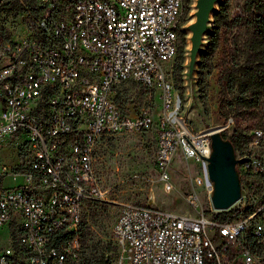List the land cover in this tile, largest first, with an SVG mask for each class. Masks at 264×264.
<instances>
[{
  "label": "built area",
  "instance_id": "built-area-1",
  "mask_svg": "<svg viewBox=\"0 0 264 264\" xmlns=\"http://www.w3.org/2000/svg\"><path fill=\"white\" fill-rule=\"evenodd\" d=\"M185 4L0 0V148L13 141L19 156L14 164L0 158V264L77 263L84 210L107 199L94 166L98 140L156 121L159 178L171 190L170 164L180 157L196 213L123 203L111 230L117 264H264V124L242 129L234 148L239 198L214 208L210 132L181 120L172 76ZM131 83L157 89V120L150 107L129 111L117 101ZM219 127L231 135L235 118ZM11 176L22 182L5 186ZM230 210L228 220L215 217Z\"/></svg>",
  "mask_w": 264,
  "mask_h": 264
},
{
  "label": "rangeland",
  "instance_id": "rangeland-1",
  "mask_svg": "<svg viewBox=\"0 0 264 264\" xmlns=\"http://www.w3.org/2000/svg\"><path fill=\"white\" fill-rule=\"evenodd\" d=\"M242 4L241 0H229L230 15H234ZM184 10L186 11V4ZM185 17L186 14L184 13ZM246 31L242 26L224 25L220 30L219 44L215 52L207 58L202 71V85L199 101L203 109V119L196 110L184 115L187 99H183L179 116H185L188 126L194 131L201 127L220 124L224 117L219 112L221 97L220 74L230 59L235 42H242ZM131 85L125 91L124 103L128 110L150 107L156 115L160 113V98L157 89L152 93H142ZM236 125L246 131L254 125L264 123V97L256 109L243 110L233 115ZM159 122L147 131L139 133L123 132L102 136L96 146L94 166L101 185L106 190L107 199L89 203L84 210L78 231L77 261L86 257H109L110 264H117L119 251L109 249L112 244L111 230L123 203L151 204L178 213H196L187 200L193 186L188 167L180 157L170 164L173 188L166 190L159 178L160 170L156 161L157 130ZM216 126H212L214 128ZM10 142V141H9ZM0 158L10 164L19 161L17 146L13 141L0 148ZM22 182V177H9L5 186L12 187ZM201 203H205L203 186H198Z\"/></svg>",
  "mask_w": 264,
  "mask_h": 264
},
{
  "label": "trees",
  "instance_id": "trees-1",
  "mask_svg": "<svg viewBox=\"0 0 264 264\" xmlns=\"http://www.w3.org/2000/svg\"><path fill=\"white\" fill-rule=\"evenodd\" d=\"M242 4L234 15L229 13V0H224L219 10L214 15L213 30L208 35V44L201 54V61L197 72V85L199 91L202 85V71L206 66V60L218 47L220 30L226 25L242 26L246 31L242 42H235L230 59L220 74V100L219 112L222 117L240 115L243 110L256 109L264 97V0H241ZM190 0H186V11H189ZM13 7H8V10ZM185 31L181 32V44L178 54L173 64L172 76L176 88L179 89L182 100L184 99L185 88L183 86V62L185 60L186 38ZM131 86L138 88L142 93H148L147 89L135 83ZM127 86L122 85L116 93V99L124 103ZM153 92V91H152ZM151 92V93H152ZM234 117V116H233ZM264 124V123H260ZM224 138L231 140L235 149L240 145L243 132L236 125L231 135L222 132ZM96 202V201H94ZM92 203V202H90ZM89 204V203H88ZM233 210L220 211L215 213V217L220 220H228L232 217ZM71 238L74 231L67 233ZM109 249H115L116 245L112 240ZM75 264H110L109 257L104 254L94 257H86Z\"/></svg>",
  "mask_w": 264,
  "mask_h": 264
},
{
  "label": "water",
  "instance_id": "water-1",
  "mask_svg": "<svg viewBox=\"0 0 264 264\" xmlns=\"http://www.w3.org/2000/svg\"><path fill=\"white\" fill-rule=\"evenodd\" d=\"M224 0H190L189 11L182 24L185 31L186 46L183 62L184 98L187 99L184 115L194 109L200 120L203 119V109L199 101V87L197 72L201 61V54L208 44V35L213 30L214 15ZM185 121V116H181ZM212 126H216L212 128ZM202 131H209L212 151L207 157V170L213 183L211 202L214 208L227 209L240 196V180L236 170L237 159L234 146L230 139L224 138L219 124L201 127Z\"/></svg>",
  "mask_w": 264,
  "mask_h": 264
}]
</instances>
